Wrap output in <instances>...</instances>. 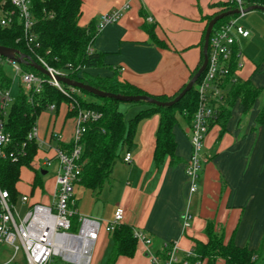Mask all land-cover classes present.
<instances>
[{"label": "crops", "instance_id": "obj_1", "mask_svg": "<svg viewBox=\"0 0 264 264\" xmlns=\"http://www.w3.org/2000/svg\"><path fill=\"white\" fill-rule=\"evenodd\" d=\"M225 1L133 0L131 8L118 22L99 31L92 49L102 53L103 62L87 72L93 76H116L151 95H174L190 81L199 65L207 17L216 11L218 3ZM82 2L80 25L97 26L103 14L122 6L125 0ZM147 24L155 26L165 46L151 39ZM250 38L252 33L240 41L244 65L237 76L264 89V63L244 52ZM261 104L262 99L258 98L245 113L242 102L237 100L225 126L216 124L210 129L202 150L206 162L198 191L193 194L185 172L192 151L191 123L185 119L180 123L178 119L174 127L178 162L173 163L168 156L157 164L155 149L160 115L154 114L139 122L133 144L122 153L124 156L126 151L131 152V163L120 160L114 168V180L102 191H93L97 203L106 199L113 212L103 221H111L116 208L121 206L125 211L122 223L131 226L134 232H144L152 240L148 247L137 240L135 254L120 256L116 264H162L163 247L170 242L178 244L177 256L183 259L187 251L194 249L197 240H208L209 222L225 241L233 239L237 246L260 251L264 257V123L257 121ZM63 106L64 114L60 117V110L57 112L54 126L45 134L46 140L56 131L62 134L63 141H71L76 119L68 116V104ZM133 108L137 112L141 109ZM59 119L60 126L56 128ZM35 175L33 172L29 183L33 201L52 203L55 168L49 197L45 196L48 189L42 178V187H37L35 194L32 187ZM94 211L91 210V215L97 216ZM187 213L191 215V222L185 228ZM99 245L111 251V233L103 230L95 248ZM151 255L158 256L159 261L153 262ZM216 264L224 261L218 260Z\"/></svg>", "mask_w": 264, "mask_h": 264}, {"label": "trees", "instance_id": "obj_2", "mask_svg": "<svg viewBox=\"0 0 264 264\" xmlns=\"http://www.w3.org/2000/svg\"><path fill=\"white\" fill-rule=\"evenodd\" d=\"M82 3V0H31L36 20L34 30L38 36L39 46H29L24 41L22 28L16 17L12 25L8 27L0 25V45L14 48L20 54L28 55L32 61L39 64L37 56H40L50 66L60 70L70 79L90 84L107 92L121 95H148L161 101H171L180 94L186 85L172 96H155L128 81L119 80L116 76L101 77L89 74L87 72L89 69L98 68L102 65L103 55L101 52L92 49L93 42L99 33L97 26L95 24L81 26L79 23ZM244 3L247 7L255 4L264 6V0H244ZM236 8L237 5L234 0L218 3L216 11L207 17V22L209 23L220 13ZM12 9L7 0H0V14L12 11ZM236 16L238 15L224 17L215 24V27ZM146 29L155 43L166 45L157 36L154 25L147 24ZM205 33L206 29L204 37ZM201 46L203 49L204 38ZM30 59H24L20 63L22 68L46 78L45 74L32 65ZM203 61L202 51L199 65L191 78L202 66ZM6 71L5 66L0 64V82L9 86L11 80ZM236 74V57H234L231 64V74L223 82L226 89L225 97L219 105L216 119L210 124V129L216 124L225 126L237 100L242 102L246 113L251 110L255 101L261 98L262 104L257 121L259 124L264 123V89L256 87L251 80L241 79ZM196 84L173 106L162 107L146 102H130L134 106L141 103H146L147 106L141 108L128 122L121 109L123 102L112 98H100L79 89V92L70 93L71 95L68 96L58 88L46 83L43 91L34 95L33 101H29L25 92L19 89L5 123V130L12 137L10 148L19 149L25 142L27 156L20 157L19 161L0 159L1 190L8 192L12 203L18 202L20 192L17 184L21 180V169L23 166L32 168L31 163L38 149L36 142L27 140V135L37 125L42 111L46 110L50 104H55L58 112L63 105H69L72 101H76L79 106L78 109H95L103 114L99 120L87 123L86 132L81 139L83 152L80 158L82 165L80 184L86 188L96 192L105 188L113 176L115 165L122 160L123 151L133 144L139 122L154 114L160 115L156 134L155 161L157 164H161L169 156L173 163L178 162L175 154L174 127L178 122V114L182 115L187 122L192 123L199 104ZM63 88L69 91L70 85L64 84ZM76 114L77 110L68 112V116L75 117ZM60 145L62 148H70L73 143L61 142ZM35 174L32 183L33 190L42 187L40 173L36 172ZM111 235L113 246L106 264H116L120 256H133L135 254L137 238L131 226L121 223ZM207 235L208 240L206 242L199 240L195 242L193 250L196 256L190 258V264H198L199 261L201 264H216L218 260H223L224 264H264V257L260 251L239 247L233 239L225 241L223 235L219 236L215 232L212 222L208 224ZM164 253L165 259L166 252L164 251Z\"/></svg>", "mask_w": 264, "mask_h": 264}, {"label": "built area", "instance_id": "obj_3", "mask_svg": "<svg viewBox=\"0 0 264 264\" xmlns=\"http://www.w3.org/2000/svg\"><path fill=\"white\" fill-rule=\"evenodd\" d=\"M7 1L13 9L0 14V25L8 27L13 24L16 17L23 31L24 41L29 46L38 47V36L34 30L36 20L31 0ZM132 2L133 0H125L122 6L103 14L97 23V29L100 31L107 25L118 22L131 8ZM234 2L237 5L236 9L239 10L238 16L213 27L208 43V65L196 84L199 104L189 128L192 151L185 168L191 194L198 191L199 178L206 162L202 152L205 139L226 94L224 79L231 74L234 57H236V73L243 67L240 41L251 34L249 29L240 23L241 17L246 14L247 6L244 0H234ZM37 59L50 73L46 78L35 72L25 71L17 60L0 55V64L4 66L9 64L15 72V77H11L8 73L11 80L9 86L0 82V159L19 161L20 157L27 156L25 142L19 149L10 148L12 137L5 130V123L17 95L12 92L15 79L19 80V87L29 97V101H33L34 95L43 91L46 83L68 96L79 92L72 86L66 91L63 88L64 83L56 78L57 75L64 74L50 66L40 56H37ZM68 106L70 111L77 110L74 133L69 141L73 143L72 147L62 148L60 143L65 141L62 134L56 131L51 132L49 139L41 140L37 125L27 135L28 141H34L38 145L30 168L34 173H41L44 167L53 166L55 162V191L52 203L33 201L32 193L21 194L18 202L12 203L8 192L0 188V251L3 247H8L12 252V256L0 264H12L15 261L19 264H59L57 261L59 257L68 264H91L93 251L101 232L104 230L112 233L124 219L125 211L121 206L116 208L111 221L79 214L74 189L80 182L82 173L81 139L86 132L87 123L99 120L103 114L95 109H78L76 101H72ZM47 109L55 111L56 106L50 104ZM122 160L124 163H131V152L126 151ZM19 202L26 206L23 215L17 210ZM75 217H77L76 221ZM190 222L191 215L187 213L184 217V227L190 226ZM134 233L137 240L147 247L152 244L151 238L144 232ZM163 249L166 258L162 264H190V258L196 256L194 250H189L183 259H179L177 256L179 246L176 242L166 243ZM151 257L153 262L159 261L158 256L151 255ZM198 264L201 262L199 261Z\"/></svg>", "mask_w": 264, "mask_h": 264}, {"label": "rangeland", "instance_id": "obj_4", "mask_svg": "<svg viewBox=\"0 0 264 264\" xmlns=\"http://www.w3.org/2000/svg\"><path fill=\"white\" fill-rule=\"evenodd\" d=\"M240 23L248 28L251 33H252V38L248 40L247 46L245 48V54L249 56L250 58L254 60L261 61L264 63V12L260 10H253L250 12H247L243 17L240 19ZM7 73L11 77H15V72L13 68L7 64L5 66ZM19 80L15 79L14 85L12 88V92L14 94H17L19 91ZM136 107H146V103H141L139 105H135ZM130 102H123L121 104V109L124 112L125 119L128 122L133 116H135L137 109L135 110ZM65 107L62 106L59 111V116L62 117L64 114ZM57 114V111H52L50 109H46L42 111L40 114L38 121H37V126L39 130V138L43 141L46 140L45 134L48 133L52 129L55 123V115ZM178 119L180 123H184V117L180 114H178ZM60 119L57 120L56 128L60 126ZM43 155V154H41ZM36 160L34 161V163ZM54 168H55V162H53V166H46L43 168V170L47 171L46 174L40 173L41 178L44 181V184L46 188L48 189V192L45 194V196L49 197L50 193L49 191L51 190V182L54 177ZM33 170L27 167H23L22 173H21V180L20 183H18V191L21 194L27 193L30 194L31 186L30 182L33 178ZM113 177L110 179L107 185L111 181H113ZM26 183L28 185H26ZM106 185V186H107ZM28 186V187H27ZM35 194L37 192V188L35 189ZM98 193V192H97ZM40 195V193L38 194ZM74 196L77 200V208L79 210L80 215L84 216H90V217H96L100 220L104 218H109L113 212L110 209V205L108 204L106 199H103L102 201L99 200L97 203L96 199V192L94 193L93 190L86 188L85 186L82 185H77L74 189ZM34 197V195L32 196ZM31 197V198H32ZM44 199V197H43ZM26 209L25 205H22L20 202L17 204V210L20 212L21 215H23L24 211ZM91 210H95L94 212L97 213V216L91 215ZM103 221V220H102ZM110 248L108 247H102V246H97L94 251H93V258H92V263L91 264H106L108 255H109ZM12 256V252L8 247H3L2 251H0V262L3 263L7 261L10 257ZM59 264H68L67 262L63 261L60 257L57 259ZM12 264H19V262L15 261Z\"/></svg>", "mask_w": 264, "mask_h": 264}, {"label": "water", "instance_id": "obj_5", "mask_svg": "<svg viewBox=\"0 0 264 264\" xmlns=\"http://www.w3.org/2000/svg\"><path fill=\"white\" fill-rule=\"evenodd\" d=\"M253 10L264 11V6L259 5V4L248 6L245 9V13L253 11ZM238 13H239V10H237V9L226 11V12H223V13L216 15L208 23L207 28H206L205 37H204V46L202 49L203 55H204L203 64L198 69V71L193 75V77L190 79V81L186 84V86L183 88V90L180 92V94L175 99H173L171 101H161V100H158V99L151 97V96H148V95H121V94H116V93H112V92H107V91L101 90L95 86H92L90 84H87V83H84L81 81H74V80H72L69 77L64 76V75H57L56 78H57V80L61 81L64 84L70 85V86L75 87L79 90L87 91V92L92 93L93 95H95L97 97H100V98H112V99H115V100H118L121 102H146L149 104H154V105L162 106V107L163 106H173L188 91H190L194 87V85L196 84L198 79L201 77V75L205 71V69L208 65L209 38H210V34H211L215 24L218 21H220L221 19H223L224 17L234 15V14H238ZM0 55L7 58V59L17 60L19 63H21L24 59H30V57L28 55L20 54L19 51H17L16 49L11 48V47H7V46H3V45H0ZM31 63L41 73H43L45 75H50L49 71L45 67H43L41 64H39L35 61H32V60H31ZM41 172H42V174H46L47 171L42 170Z\"/></svg>", "mask_w": 264, "mask_h": 264}]
</instances>
